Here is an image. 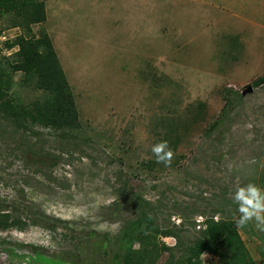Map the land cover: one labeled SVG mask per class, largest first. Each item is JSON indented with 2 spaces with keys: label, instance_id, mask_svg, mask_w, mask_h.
<instances>
[{
  "label": "rangeland",
  "instance_id": "1",
  "mask_svg": "<svg viewBox=\"0 0 264 264\" xmlns=\"http://www.w3.org/2000/svg\"><path fill=\"white\" fill-rule=\"evenodd\" d=\"M39 1L44 23L25 7L0 15V83L14 109L0 113V264H122V232L140 209L172 236L136 242L138 261L184 260L200 237L196 217L234 221L235 187L264 188V83L252 88L264 57L222 55V33H247L202 0ZM48 38L78 112L73 130L19 117L49 95L17 70L13 49ZM161 141L174 152L169 167L151 150ZM253 226L238 231L263 258Z\"/></svg>",
  "mask_w": 264,
  "mask_h": 264
},
{
  "label": "trees",
  "instance_id": "2",
  "mask_svg": "<svg viewBox=\"0 0 264 264\" xmlns=\"http://www.w3.org/2000/svg\"><path fill=\"white\" fill-rule=\"evenodd\" d=\"M22 7L26 8L30 23L39 24L46 21L45 3L39 0H0V15L16 12ZM18 46L17 56L22 61L17 70L25 74H35L36 87L48 92L49 95L44 102L32 103L30 111L23 109L19 113L20 119L59 130L78 128L79 119L75 101L68 90L66 76L50 39L48 38L44 48L41 42L23 40H20ZM263 83L264 79L259 78L253 83L252 88ZM6 92L7 89L0 83V113L11 116L14 109L12 101L7 100ZM8 219L7 215H0V228H6ZM206 226V230L200 232V237L188 248L185 259L176 264H201L200 257L204 253L215 256L221 264H254L234 221L215 222L207 219ZM157 235L169 237L172 236V232L160 231L154 218L140 209L134 223L122 232V264H143L137 259V254L139 255L141 251H134V244L141 240H150L152 236ZM162 249L166 250V247L163 246Z\"/></svg>",
  "mask_w": 264,
  "mask_h": 264
},
{
  "label": "crops",
  "instance_id": "3",
  "mask_svg": "<svg viewBox=\"0 0 264 264\" xmlns=\"http://www.w3.org/2000/svg\"><path fill=\"white\" fill-rule=\"evenodd\" d=\"M227 1L229 6L222 7L212 3V0H202V4L204 5L211 6L218 11L229 12L226 14L232 16V19H229L227 21L228 24H232L234 22L233 20L237 19L241 25L240 31L245 30L244 33H247L245 34L246 38H243L242 37L243 35H240V37H229L222 33V35L218 38V40H216V43H221V44L228 43V46H230L231 44V46L228 48L229 50H225L222 53V55L231 56V55H235L236 53L238 55H241L242 53H244V50H246L248 55H253L256 57L259 56L263 58L264 57V0H227ZM247 6L248 8L244 9ZM224 14L225 13H223V15ZM228 24L227 23L223 24L221 31L227 32L229 29L231 31V27H229ZM256 185H258V182H256ZM260 188L264 189L262 187ZM252 228L256 230L255 225ZM241 238L244 241L242 235ZM250 255L254 261V264H264V257L254 258L251 253Z\"/></svg>",
  "mask_w": 264,
  "mask_h": 264
},
{
  "label": "clouds",
  "instance_id": "4",
  "mask_svg": "<svg viewBox=\"0 0 264 264\" xmlns=\"http://www.w3.org/2000/svg\"><path fill=\"white\" fill-rule=\"evenodd\" d=\"M151 150L158 164H163L165 167L171 165L174 152L167 141L156 143ZM231 198L238 206L239 215L233 216L236 227L241 229L249 223H254L258 231L264 232V189L254 183L237 185L231 193Z\"/></svg>",
  "mask_w": 264,
  "mask_h": 264
},
{
  "label": "built area",
  "instance_id": "5",
  "mask_svg": "<svg viewBox=\"0 0 264 264\" xmlns=\"http://www.w3.org/2000/svg\"><path fill=\"white\" fill-rule=\"evenodd\" d=\"M2 39L4 40L5 39V37H2ZM18 48L17 49H13V51L14 52H18ZM10 55H12V53L11 52H8L7 53V56H10ZM206 218L205 217H203V216H198V217H196L195 219H194V222H195V224H194V227H195V230L197 231V232H202V231H205L206 230ZM215 220V222H218V219H214ZM179 222L180 221H178L176 224H179ZM168 240H169V238H164V239H162V241L164 242V243H167L168 242ZM206 256H208L209 258L210 257H215V256H213V255H210V254H207V253H204V254H202L201 255V257H200V262H201V260H203V259H205V257ZM203 264V263H202Z\"/></svg>",
  "mask_w": 264,
  "mask_h": 264
},
{
  "label": "water",
  "instance_id": "6",
  "mask_svg": "<svg viewBox=\"0 0 264 264\" xmlns=\"http://www.w3.org/2000/svg\"><path fill=\"white\" fill-rule=\"evenodd\" d=\"M252 89L251 88H249V92L251 91Z\"/></svg>",
  "mask_w": 264,
  "mask_h": 264
}]
</instances>
